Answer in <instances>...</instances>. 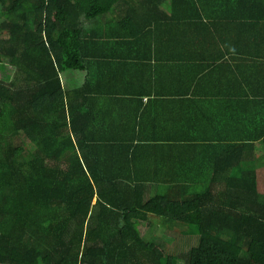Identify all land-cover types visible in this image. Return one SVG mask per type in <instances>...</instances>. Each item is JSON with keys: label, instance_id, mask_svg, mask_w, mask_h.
Segmentation results:
<instances>
[{"label": "trees", "instance_id": "16d2710c", "mask_svg": "<svg viewBox=\"0 0 264 264\" xmlns=\"http://www.w3.org/2000/svg\"><path fill=\"white\" fill-rule=\"evenodd\" d=\"M0 64V264H264V0H0Z\"/></svg>", "mask_w": 264, "mask_h": 264}, {"label": "rangeland", "instance_id": "374dc122", "mask_svg": "<svg viewBox=\"0 0 264 264\" xmlns=\"http://www.w3.org/2000/svg\"><path fill=\"white\" fill-rule=\"evenodd\" d=\"M12 68L7 66L6 64H0V77L9 79V75L11 73ZM11 76V75H10ZM9 77V78H8ZM27 146L29 144L27 143ZM260 181L257 183V187L264 192V171H261V174H258ZM149 195V194H148ZM159 223H162L159 220ZM180 228V227H179ZM179 228H170L167 226H163L161 224L156 223L154 220H140L138 229L143 237L150 238L154 237L155 241L157 242L158 246H161L163 249H167L169 247H176L180 246L186 248L188 243L193 241L194 236L181 234ZM175 235L181 236V239H175ZM189 241L188 243H185ZM169 250V249H167Z\"/></svg>", "mask_w": 264, "mask_h": 264}, {"label": "crops", "instance_id": "0c3cea01", "mask_svg": "<svg viewBox=\"0 0 264 264\" xmlns=\"http://www.w3.org/2000/svg\"><path fill=\"white\" fill-rule=\"evenodd\" d=\"M168 47H170V52L169 51H162V52L164 54H167V55L170 54L171 56L172 55H175L178 57L183 56L180 59V61H182L185 58H188L190 60L196 59L194 61V63L192 62V66L195 67L196 73L198 75H201L204 72L208 71L207 63L209 61V58L211 55L215 54V52L212 51L213 48L210 45H202V44L200 45L199 42H196V44L191 45V47L193 49V51L191 53L186 52L185 49H187L188 46L187 45H181L180 42L173 43V44H171V46H168L166 44H162L161 49H167ZM180 54H182V55H180ZM222 72H223V69L217 68L216 70H214L212 72V75H213L212 79H216L217 77L224 75L226 73V70H225L224 74H222ZM218 90L219 89H207L208 92H211V91L217 92ZM226 90H229V89L226 88ZM203 91L204 90H189L191 95H196V96L205 95V93ZM144 99H145V97H144ZM259 191L263 192L260 189H259Z\"/></svg>", "mask_w": 264, "mask_h": 264}]
</instances>
